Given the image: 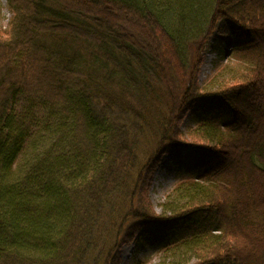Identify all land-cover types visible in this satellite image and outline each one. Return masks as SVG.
Instances as JSON below:
<instances>
[{"label": "trees", "instance_id": "obj_1", "mask_svg": "<svg viewBox=\"0 0 264 264\" xmlns=\"http://www.w3.org/2000/svg\"><path fill=\"white\" fill-rule=\"evenodd\" d=\"M7 1L0 264H120L122 246L155 223H168V264H264V0ZM221 21L243 32L241 66L203 92ZM225 74L234 82L213 83ZM209 97L225 115L198 121L187 141L181 126ZM187 146L208 149L205 163L158 214L154 171Z\"/></svg>", "mask_w": 264, "mask_h": 264}, {"label": "rangeland", "instance_id": "obj_2", "mask_svg": "<svg viewBox=\"0 0 264 264\" xmlns=\"http://www.w3.org/2000/svg\"><path fill=\"white\" fill-rule=\"evenodd\" d=\"M12 17L8 1L0 0V25L3 30L9 28ZM242 37L243 32L235 25L220 22L215 36L208 43L203 56V62L199 68L198 77L203 92L212 90L210 89L211 81L220 72L226 69L234 71L235 66H241L236 62L233 51L239 44H242ZM231 75L225 74V76L221 77L219 75L213 83H216V85L233 83L234 79L231 78ZM222 115H225V110L216 97L200 100L181 126L185 139L191 141L190 133L196 127L198 121L209 116L220 117ZM150 141L151 139L149 138L143 143L140 155L141 165L145 163L149 155L148 153L151 148ZM208 153V149H192L187 146L170 150L162 158L154 171L149 188V200L158 214L162 213V204L180 179L184 175H188L187 173L190 170L203 165ZM167 228L168 223H155L143 229L133 242L122 246L120 250V264H139L142 261L149 262L150 264H168V261L165 260V255L161 253V248L165 244L162 243L166 239L165 232ZM106 235L109 238L110 245H113L116 233L106 232Z\"/></svg>", "mask_w": 264, "mask_h": 264}]
</instances>
